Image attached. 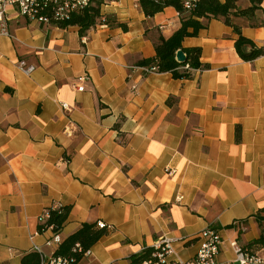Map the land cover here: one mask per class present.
Instances as JSON below:
<instances>
[{"label": "crops", "instance_id": "crops-1", "mask_svg": "<svg viewBox=\"0 0 264 264\" xmlns=\"http://www.w3.org/2000/svg\"><path fill=\"white\" fill-rule=\"evenodd\" d=\"M100 13L128 29L80 35L10 15L0 35V264H21L33 246L53 255L52 233L34 236L51 206L69 207L60 243L84 223L109 227L76 264H130L164 235L188 241L174 245L185 260L206 228L222 239L218 260L233 261L230 242L248 248L264 231V55L240 59L233 28L211 19L182 42L201 49L208 70L185 81L144 76L130 69L155 56L156 35L180 27L176 10L145 17L136 0H104ZM233 19L264 44V0L255 26ZM249 249L264 257V247Z\"/></svg>", "mask_w": 264, "mask_h": 264}, {"label": "trees", "instance_id": "trees-1", "mask_svg": "<svg viewBox=\"0 0 264 264\" xmlns=\"http://www.w3.org/2000/svg\"><path fill=\"white\" fill-rule=\"evenodd\" d=\"M145 17H152L161 12L166 7H172L176 10L180 17V27L172 33L168 38H164L158 34L153 39L155 56L153 58L142 59L136 66L131 68H140L145 76L149 73H169L176 80H188L194 76L196 71H204L210 68L208 63L200 62L201 49L199 47L184 48L182 42L187 37H195L198 32L204 29L211 19L221 20L225 25L233 28L237 35L234 42V48L240 59L245 62H254L255 59L264 55V44L257 46L252 40L242 36L240 27L234 22L233 18L246 17L252 26H255V13L261 8L263 0H248L250 5L244 9L237 6L240 0H196L191 9L184 8V0H136ZM104 0H94L92 5L87 7L80 13H74L71 17L57 24L58 28H66L68 26L79 27L80 35L85 34L90 28H95L97 25L117 26L126 31L128 29L126 23L118 22L114 17L102 16L100 7ZM264 26V22H263ZM248 48V49H247ZM247 49V50H246ZM182 51L185 55V63L181 64L175 60L176 52ZM132 70V69H130ZM147 70V71H145ZM169 97L166 101L171 104ZM117 128V127H116ZM236 140H239V132L236 134ZM264 209L261 210L263 212ZM69 213V207H60L57 210L50 211L48 224H53L56 231L60 232L66 222ZM257 222L261 226L258 215ZM105 228H98L97 223H84L80 228L68 236L59 244L54 257L73 258L76 264L101 237L106 235ZM76 244H79L81 251H73ZM249 247L260 249L264 247V231L260 237L250 243L247 249L251 253ZM151 248H146L144 252L135 255L131 259L130 264H137L147 257ZM44 258L34 251L24 254L21 258V264H43Z\"/></svg>", "mask_w": 264, "mask_h": 264}, {"label": "built area", "instance_id": "built-area-1", "mask_svg": "<svg viewBox=\"0 0 264 264\" xmlns=\"http://www.w3.org/2000/svg\"><path fill=\"white\" fill-rule=\"evenodd\" d=\"M94 0H0V35L9 36L7 24L10 20V15L18 18H23L29 22H35L41 25H48L58 27L57 24L68 20L72 14L80 13L87 7L91 6ZM196 0H184V8L191 9ZM18 67L29 75L35 69L34 66L25 65L23 62L18 64ZM132 70L140 68H131ZM147 71V70H145ZM88 79L86 74L78 76L75 81V89L78 92L84 90L83 83ZM132 88H135L134 86ZM61 107L69 111L66 104ZM168 175L175 173V169H165ZM182 197L176 199L180 201ZM60 206H51L42 211L37 217L38 229L34 236H37L45 231L52 233L51 238L45 242V246L52 247V245H59V232L53 224H48L51 210H57ZM98 228L108 229L109 227L102 222L97 223ZM197 244L195 254L185 260L177 258L174 245L176 243L187 244L188 241H183L180 238L167 237L166 235L160 237L151 247V251L147 257L137 264H264V257L249 252L243 249L237 242H230V247L234 252L233 261L221 262L218 260V254L222 244V239L219 233L210 228H206L198 233L195 239ZM32 251L39 253L43 258V264H71L74 262L73 258L66 257H50L44 256L40 247L33 246ZM73 251H81L79 244H76ZM145 249L142 250L144 252ZM86 251L84 254H86Z\"/></svg>", "mask_w": 264, "mask_h": 264}, {"label": "water", "instance_id": "water-1", "mask_svg": "<svg viewBox=\"0 0 264 264\" xmlns=\"http://www.w3.org/2000/svg\"><path fill=\"white\" fill-rule=\"evenodd\" d=\"M184 56H185V55L183 54L182 51H178V52H176L175 60H176L178 63L183 64V63H185V60H186Z\"/></svg>", "mask_w": 264, "mask_h": 264}]
</instances>
